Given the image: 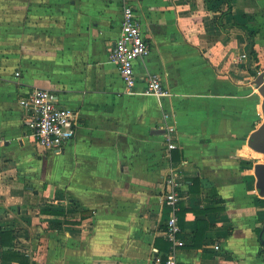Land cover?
Instances as JSON below:
<instances>
[{
  "label": "crops",
  "instance_id": "0c3cea01",
  "mask_svg": "<svg viewBox=\"0 0 264 264\" xmlns=\"http://www.w3.org/2000/svg\"><path fill=\"white\" fill-rule=\"evenodd\" d=\"M131 2L151 53L128 93L109 60L123 0H0V229L31 264H164L174 125L179 263L264 264V155L249 142L264 124V0ZM150 74L169 96L140 93ZM33 88L79 114L62 154L37 145L19 105Z\"/></svg>",
  "mask_w": 264,
  "mask_h": 264
},
{
  "label": "built area",
  "instance_id": "2783aa9c",
  "mask_svg": "<svg viewBox=\"0 0 264 264\" xmlns=\"http://www.w3.org/2000/svg\"><path fill=\"white\" fill-rule=\"evenodd\" d=\"M150 53L151 43L144 33L141 16L131 0H123L119 36L109 53V60L117 67L128 93H133L138 87L135 61L147 58ZM19 74L17 73V76ZM140 93L158 98L169 96V91L162 85L159 74L148 75ZM19 105L29 116L37 145L45 151L62 154L76 135L79 114L59 103L53 91L43 88L30 89L19 99ZM168 117L169 115L165 114V119ZM164 138L169 163L163 177L164 188L161 200L170 210V216L163 235L171 244L164 264H180L176 251L181 245L182 229L178 213L182 201L184 172L181 164L173 161L172 158V151L180 147L174 125L166 127ZM2 144L0 139V147Z\"/></svg>",
  "mask_w": 264,
  "mask_h": 264
},
{
  "label": "water",
  "instance_id": "95a60500",
  "mask_svg": "<svg viewBox=\"0 0 264 264\" xmlns=\"http://www.w3.org/2000/svg\"><path fill=\"white\" fill-rule=\"evenodd\" d=\"M256 85L259 88V92L263 97L262 106L264 111V73L258 76L256 80ZM249 142L254 149H256L258 152L263 153L264 155V124L260 129H258L255 133L251 135ZM256 173L258 177V184H257L258 188L262 193H264V164L258 165L256 167ZM263 235H264V229L260 234V239L264 244Z\"/></svg>",
  "mask_w": 264,
  "mask_h": 264
},
{
  "label": "trees",
  "instance_id": "16d2710c",
  "mask_svg": "<svg viewBox=\"0 0 264 264\" xmlns=\"http://www.w3.org/2000/svg\"><path fill=\"white\" fill-rule=\"evenodd\" d=\"M231 9H232V5L229 4V11ZM248 34H249L250 46H251V49H253L252 36L250 33H248ZM173 152L174 151H172V158H173V161H176V158L173 156ZM257 232L260 233L261 230H258ZM14 239L15 238H14L12 231H3L0 229L1 245L3 248H6V250L3 251L1 258L4 261L17 262L18 264H31L30 258L27 255L11 249L13 246V240ZM167 249H168V245L166 247V250Z\"/></svg>",
  "mask_w": 264,
  "mask_h": 264
},
{
  "label": "rangeland",
  "instance_id": "374dc122",
  "mask_svg": "<svg viewBox=\"0 0 264 264\" xmlns=\"http://www.w3.org/2000/svg\"><path fill=\"white\" fill-rule=\"evenodd\" d=\"M210 1V0H207V2Z\"/></svg>",
  "mask_w": 264,
  "mask_h": 264
}]
</instances>
